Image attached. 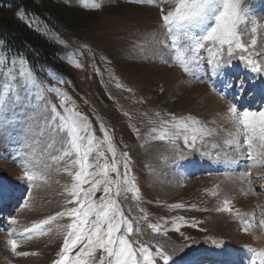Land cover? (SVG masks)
I'll use <instances>...</instances> for the list:
<instances>
[{
	"label": "rangeland",
	"instance_id": "obj_1",
	"mask_svg": "<svg viewBox=\"0 0 264 264\" xmlns=\"http://www.w3.org/2000/svg\"><path fill=\"white\" fill-rule=\"evenodd\" d=\"M176 2L69 0V4L92 13L93 18L84 36L45 32L70 70L65 75L41 64L33 68L25 54H4L0 44V99L4 101L0 124L8 106L13 108L11 117H19L22 90L28 113L33 117L39 109L49 113L41 135L51 133L49 139L40 138L36 145L27 148L34 160L28 163L31 166L28 168L24 158L14 157L8 138L1 136L0 178L13 184L14 198L19 201L10 212L0 211L3 215L0 230L8 229L0 233L7 241L17 242L15 252L8 242L7 247L0 243V264H54L60 259L70 231L68 225L75 217L57 214L78 206L72 185L77 183L79 156L70 149L67 132H62V142L58 136L60 120L56 113L67 117L65 108L86 118L80 121L86 128L82 133L84 145L88 134L94 137V150L88 162L95 167L89 171L105 164L111 168L114 158L104 140L105 131L110 137L119 175L109 170L108 179L117 183L110 185L107 195L103 192L104 185H100L93 199L97 204L102 203V196L115 201L116 209L133 228L128 234L127 226L122 225L120 234L131 242L137 257L142 259L139 251L142 245L152 253L155 264H163L158 252L168 255L171 264L174 259L225 251L228 246L239 250L244 245H259L255 230L264 225V149L258 141L264 134L258 127L242 128L229 112L233 103L226 96L239 92L249 101V108L239 109L264 110V97L259 98L252 91L255 72L251 71L245 77L247 80L242 75L236 77L237 64L248 65L249 59L264 68V0H241V9L248 13L246 22L238 27L245 48H237L234 43L229 55L228 45L208 43L195 58L188 50L190 38L182 34H176L182 45L180 51L173 50L171 36L161 19L175 10ZM253 38L257 41L254 46ZM177 56L184 57L188 72L183 70ZM209 59H213L211 64ZM225 60L230 63L225 67V80L224 72L221 84L217 80L219 87L225 86L223 100L216 75ZM227 78L230 88L225 83ZM192 119L199 122L194 126L195 132L175 127ZM35 122L31 120L29 125ZM165 134V139L159 138ZM246 139L252 144L256 142L255 147L251 146V159ZM66 152L71 154L65 155ZM225 159L234 161L222 172ZM199 162L217 169L197 174ZM234 163L238 166L231 169ZM25 169L33 175L32 181L24 178ZM81 187L90 188L91 183ZM225 201L229 202L230 212L223 210ZM50 217L55 219L43 226V233L31 231L34 224ZM245 217L253 222L250 229L244 227ZM94 219L90 217V222ZM84 243L87 241L72 249L70 259L75 260ZM20 252L28 255H19ZM82 258L89 264H101V259L103 264H109L111 259L100 248L91 257Z\"/></svg>",
	"mask_w": 264,
	"mask_h": 264
},
{
	"label": "snow or ice",
	"instance_id": "obj_2",
	"mask_svg": "<svg viewBox=\"0 0 264 264\" xmlns=\"http://www.w3.org/2000/svg\"><path fill=\"white\" fill-rule=\"evenodd\" d=\"M241 0H177L174 11H169L166 15H162L161 19L164 22V26L171 36V47L174 51L179 52L182 45L180 44L178 35L182 34L184 37L190 38V45L188 50L193 54L194 58L198 56L199 50L206 47L208 43L228 45V54H232V45L235 43L237 48H245V45L241 43L240 33L238 27L241 23H245L248 13L246 10L240 7ZM199 29V32H193L192 30ZM255 32V29H253ZM185 44H189V40L184 41ZM255 38L251 40V45H256ZM176 59L183 67L185 72L189 71V67L182 56H177ZM214 59V58H213ZM213 59H209L208 63L211 64ZM250 70L256 73L264 71L255 60L249 59L247 61ZM217 68L220 66V61L216 60ZM23 75V72L21 73ZM230 86V85H228ZM243 82L240 84V89L243 91ZM3 99H0V111L3 110ZM64 111L68 114L67 117L59 115L60 124L58 125L60 131L67 132L68 145L70 149L74 150L79 156V171L75 173V180L77 183L72 185V195L75 197V203L78 206L67 210L66 213H58L57 215H69L74 216L75 219L68 225L70 231L64 240L62 250L60 252V259L56 260L54 264H89L87 259L82 257H91L96 248L103 249L110 257L109 264H155V260L152 253L145 246L140 247V256L137 257L136 250L132 248L131 242L125 238L121 233V226L126 225V232L131 234L133 232L132 225L127 221L123 213L116 209L115 201L112 198L105 199L101 197L102 203L97 204L93 199L95 192L99 189L100 185H104L103 192L107 195L110 193V185L117 183L108 179V172H117L115 162V150L111 145L110 137L105 131L104 140L108 142V151L113 154V164L109 169V165L105 164L95 171H89L94 168L93 164L88 162L90 153L94 150L93 141L94 137L91 134L87 136V145H84L83 141L85 136L82 135L86 131L85 127H82L80 121H86V118L82 117L79 113H74L72 109L65 108ZM53 112L55 108L53 106ZM229 112L235 117L236 121L244 129L259 128L260 132L264 134V110L251 111L249 109H239L235 104L229 108ZM199 122L192 119L190 123H178L176 128H183L185 130L191 129L193 132L197 131L194 127ZM160 139H165V135H161ZM195 137H193V143ZM185 143L188 144V137L185 136ZM245 143L249 146V159H251V145L252 141L245 140ZM82 152V155H81ZM70 152H66L65 155H70ZM103 156V152L99 153ZM126 155V154H125ZM125 180L127 183V170L128 164L125 162ZM88 177H93L90 181ZM95 177H102V179H95ZM24 178L28 181L33 180V175L25 169ZM85 183H91L90 188H83L81 185ZM15 189L11 183L5 184L3 178H0V204L3 203L7 197L11 199L14 196ZM119 194V190L117 191ZM224 211H231V208L227 205L228 201H225ZM95 217L91 220L90 217ZM119 217V218H118ZM55 217L42 220L33 225L31 231L44 232V225L49 224ZM15 223V220L11 221ZM87 225V228L85 227ZM106 225V227H105ZM179 231V229H176ZM84 243L80 252L76 254L73 261L69 257V253L78 244ZM8 243L12 247V251L17 249V242L15 239L9 240ZM215 243V242H214ZM264 255V253H259ZM19 255H28V253L20 252ZM158 255L163 258V264H170V257L162 252H158ZM103 264V259H101ZM171 264H175V261H171ZM220 264H226V262H220Z\"/></svg>",
	"mask_w": 264,
	"mask_h": 264
},
{
	"label": "trees",
	"instance_id": "obj_3",
	"mask_svg": "<svg viewBox=\"0 0 264 264\" xmlns=\"http://www.w3.org/2000/svg\"><path fill=\"white\" fill-rule=\"evenodd\" d=\"M92 18V13L69 4V0H0L1 51L25 54L33 68L41 64L62 74L70 73L58 56V47L45 32L84 36L85 29L90 30Z\"/></svg>",
	"mask_w": 264,
	"mask_h": 264
},
{
	"label": "bare ground",
	"instance_id": "obj_4",
	"mask_svg": "<svg viewBox=\"0 0 264 264\" xmlns=\"http://www.w3.org/2000/svg\"><path fill=\"white\" fill-rule=\"evenodd\" d=\"M226 64H227V62L225 63V65ZM243 69H245L247 71L248 67L245 66V67H243ZM223 72L225 73V69L222 66L220 68V70L218 71L217 76H216V79L219 80L218 83L222 82V80L225 77V75H224L223 79H221ZM240 73L242 74V72H240ZM258 77L261 78L262 74H259ZM263 85H264V79H263ZM235 95H237V94L235 93ZM229 96L232 97V94H229L228 97L226 96V98L230 99ZM20 97H21L22 102H21V110L18 113L19 117L18 118L11 117L10 114H13V110H12L13 108H11V106H8V108L5 110V113L3 114L4 117H3L1 124H0V127L2 129L0 132V139H2L3 137L8 138V141H10L12 143L11 148L13 149L12 151L14 152V155H15L14 157H16L17 159H23L24 158L26 160V161H24L25 165L28 168V167H31V166H28L29 165L28 163L30 161H31V163H33L34 160H31L32 157H31L30 152L27 151V148H29L30 145L31 146L36 145L37 141L40 140V138H42L45 141L46 138L49 139V137H51V133H49V132H48V134L41 135L42 130H43V128H42L43 122L46 120V118L49 117V113H47L46 111L40 112L39 111L40 109H39L38 112L36 113V115L33 117V114H31L30 112L28 113V111H27V108H26L27 106L25 104L26 102L22 98L23 97L22 90L20 93ZM31 120L36 121L34 123V125H29V122ZM47 123H49V122H47ZM1 136H3V137L1 138ZM58 136H59V141L62 142V140H63L62 131H59ZM41 142H42V140H41ZM230 161H234V160H231V159L223 160L222 161V163L224 162L223 166L228 167V164L230 163ZM203 163L204 162H199V165H200L202 170L206 169L208 166L209 167L211 166V165H207L206 163H204L205 165H203ZM237 166H238V164L234 163V167H232V169H236ZM5 200H6L5 203L10 204V200H8V198H5ZM251 219H252V217H251ZM255 231L259 237L257 239L259 240V243L261 244V247L258 245V248L264 249V243H263L264 242V235L262 234L263 232L260 228L256 229ZM256 234H253V235L256 236ZM7 242L8 241L5 238V236L2 233H0V243H2V247H4V246L7 247V244H8ZM225 254H227V256H228L227 258H231V259H235L236 257H238L236 251H232L231 253H225ZM222 256H224V255H219V257H222ZM9 260H12V259H9ZM177 263L178 264H190L193 262H191L190 259L181 258V259L177 260Z\"/></svg>",
	"mask_w": 264,
	"mask_h": 264
}]
</instances>
